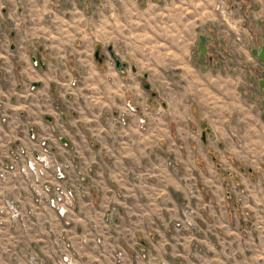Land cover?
<instances>
[{"label":"crops","instance_id":"crops-1","mask_svg":"<svg viewBox=\"0 0 264 264\" xmlns=\"http://www.w3.org/2000/svg\"><path fill=\"white\" fill-rule=\"evenodd\" d=\"M199 36L210 38L204 62ZM263 44L264 0H0V217L16 226L12 200L43 234L37 246L69 238L80 264H237L222 180L211 177L212 199L174 167L197 173L207 153L196 98L218 90L224 122L229 104L264 98L256 75L245 80L249 66L262 72L251 50ZM235 119L254 121L237 158L264 151L259 114ZM40 162L37 183L28 166ZM239 179L259 194L258 180ZM55 190L71 195L67 210L49 203Z\"/></svg>","mask_w":264,"mask_h":264},{"label":"rangeland","instance_id":"rangeland-1","mask_svg":"<svg viewBox=\"0 0 264 264\" xmlns=\"http://www.w3.org/2000/svg\"><path fill=\"white\" fill-rule=\"evenodd\" d=\"M106 55L112 60L107 50ZM255 69L256 66H249L248 72L245 74L247 83H249L250 75L258 76ZM262 69L264 70V66ZM77 80L81 81V76L78 75ZM139 81L143 89L148 93L149 101L151 102V99L157 96L156 91L151 89L150 82L144 76L139 77ZM214 91L218 90L213 89L211 93L205 92L204 95L196 98L201 103L196 115L201 129V140L207 150L206 156L195 154L197 173L181 167H174L176 160L172 156L167 160L173 165L179 177L191 178L188 174L193 173L195 180L190 179V182L196 191L203 193L204 196L208 195L212 199L215 194H219L218 189L216 190L215 185L212 183L213 179L218 180L217 182L222 180L220 192H222V196L227 195L229 225L239 231L237 234L234 232L227 236L228 255L234 258L237 264H264V151L261 149L259 153H253L251 149L247 150L246 147H243L245 151L241 153V150L238 154L241 158H237V153L235 152L236 144L240 145L241 149V146H246L249 143L245 140L252 139V137H240L237 135L245 133V130H252L254 122L252 120L247 122L237 120L235 119V113L239 112L240 115L259 114L261 126L263 124L260 130L264 129V98L259 97L256 100L255 96H249L248 98H252L253 101L245 98L246 103L243 106L235 104L229 106V104L227 113L233 112L234 117L224 122L220 119L224 114L215 111L221 99L214 96ZM232 98L233 100L229 97L227 102L236 100L234 96ZM223 125H227L226 128L229 131V138L224 139V145L219 142L220 138L218 135L220 127ZM170 129L174 132L172 123H170ZM261 133L263 135L261 136L260 148H263L264 133L262 131ZM253 162H256L254 167H252ZM241 175L249 178V181L252 182L258 180V195L255 190L253 191L251 184L241 182L239 179ZM7 201H3V206L7 209L9 208L8 210L17 211L18 216L15 217V214H11L10 218L17 222L15 225L18 227L14 226L12 228L8 217H0L1 226L4 228V230H0V264H80L69 238L57 237L56 239L53 238L55 240H53L52 246L49 243H41V246H37L38 242H40L39 239L44 240L43 234L34 231L30 232L32 225L21 215V211L14 206L15 203L12 200ZM18 217H20L19 221L17 220ZM66 260L68 261L66 262Z\"/></svg>","mask_w":264,"mask_h":264},{"label":"built area","instance_id":"built-area-1","mask_svg":"<svg viewBox=\"0 0 264 264\" xmlns=\"http://www.w3.org/2000/svg\"><path fill=\"white\" fill-rule=\"evenodd\" d=\"M48 149H44V152H47ZM41 167L37 168L35 166H28V172L30 174H32L34 176V180L38 183L41 178L44 176L45 172L47 171V164L44 162H40ZM56 173L58 174L59 171H56ZM7 177L6 173H1L0 174V179L1 180H5ZM41 193L44 194V191H40ZM36 191L37 195L40 196L41 193ZM54 197L49 199L50 204L52 205V207H54L58 212L60 211H65L68 208V204L66 200H71V195L69 194V192H66L64 190H55L53 192ZM14 207V206H12ZM15 214V217L18 216L17 211L14 210L13 215ZM68 260H66L67 262Z\"/></svg>","mask_w":264,"mask_h":264},{"label":"water","instance_id":"water-1","mask_svg":"<svg viewBox=\"0 0 264 264\" xmlns=\"http://www.w3.org/2000/svg\"><path fill=\"white\" fill-rule=\"evenodd\" d=\"M210 38L199 36V41L197 43V53L200 61L204 62L206 57L207 48L206 45L209 42ZM252 55L264 66V44L259 48H254L251 50ZM116 67L122 69L124 66L118 60H116ZM132 71L135 72V69L132 68ZM259 76V77H258ZM258 76H252L251 80L257 83L259 91L264 93V70L259 72Z\"/></svg>","mask_w":264,"mask_h":264},{"label":"flooded vegetation","instance_id":"flooded-vegetation-1","mask_svg":"<svg viewBox=\"0 0 264 264\" xmlns=\"http://www.w3.org/2000/svg\"><path fill=\"white\" fill-rule=\"evenodd\" d=\"M96 58L99 60L100 59V56L98 55V54H96ZM33 62L35 63V64H37L38 62L35 60V59H33ZM116 62V61H115ZM257 74H259V72H257ZM51 94L54 96V91H51ZM36 138V136H34L33 134L31 135V139H35ZM44 145V144H43ZM44 147H46V146H44ZM45 149H47V148H45Z\"/></svg>","mask_w":264,"mask_h":264},{"label":"bare ground","instance_id":"bare-ground-1","mask_svg":"<svg viewBox=\"0 0 264 264\" xmlns=\"http://www.w3.org/2000/svg\"><path fill=\"white\" fill-rule=\"evenodd\" d=\"M204 7H205V6H204ZM194 13H195V12H194ZM194 17H195V16H194ZM207 20H208V19H207ZM203 21H204V20H203ZM203 21H202V22H203Z\"/></svg>","mask_w":264,"mask_h":264},{"label":"trees","instance_id":"trees-1","mask_svg":"<svg viewBox=\"0 0 264 264\" xmlns=\"http://www.w3.org/2000/svg\"><path fill=\"white\" fill-rule=\"evenodd\" d=\"M146 88H148L147 86H145Z\"/></svg>","mask_w":264,"mask_h":264}]
</instances>
